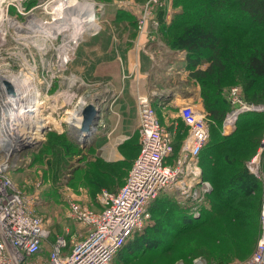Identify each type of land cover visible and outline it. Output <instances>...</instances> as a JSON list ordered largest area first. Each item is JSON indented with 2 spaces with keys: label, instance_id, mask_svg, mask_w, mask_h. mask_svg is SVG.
Masks as SVG:
<instances>
[{
  "label": "built area",
  "instance_id": "obj_1",
  "mask_svg": "<svg viewBox=\"0 0 264 264\" xmlns=\"http://www.w3.org/2000/svg\"><path fill=\"white\" fill-rule=\"evenodd\" d=\"M25 1L0 0V84L3 79L9 80L21 97L16 110L0 87V264H111L129 238L144 230L152 217L151 204L161 194H172L178 205L189 209L195 218L200 216L212 191L211 182L203 179L200 165V154L210 139L206 115L191 105L180 109L188 135L178 156L173 158L174 133L161 124L151 95L142 94L138 97L140 152L124 185L116 193L101 194L104 208L99 212L67 199L69 216L87 232L72 245L64 236L48 244L50 232L44 219L35 212L38 196L22 192L10 173L24 166V160L43 145L49 132L67 130L75 138L79 132L89 133L91 142L98 128L105 130V107L113 100L104 97L95 102L86 95L76 101L81 82L74 74L63 76V68L80 41L72 43L67 34L61 35L59 31L50 38L36 32L24 33L30 19L38 18L30 14L33 10L25 9ZM166 1L148 0L134 12L140 37L155 42L161 25L159 14L166 9ZM95 7L97 12L103 10L101 4L95 3ZM32 35L40 43L37 48L26 45L20 48L19 44L30 42L25 37ZM63 78L68 81V92L62 90ZM231 96L232 103L238 107L224 121L225 134L235 126L241 113L264 110V106L244 102L238 88L232 90ZM90 104L99 110V119L88 131H82L83 110ZM31 143H34L32 149H20ZM257 157L249 163L255 174L259 165ZM261 221L254 252L235 264H264V200ZM46 246L48 256L43 255Z\"/></svg>",
  "mask_w": 264,
  "mask_h": 264
},
{
  "label": "rangeland",
  "instance_id": "obj_2",
  "mask_svg": "<svg viewBox=\"0 0 264 264\" xmlns=\"http://www.w3.org/2000/svg\"><path fill=\"white\" fill-rule=\"evenodd\" d=\"M72 1L64 0L63 4L60 5L61 3L58 4L56 0H27L23 3V6L27 11L33 10L30 14L38 17L37 19L53 22L62 14L61 8ZM92 1L97 5L101 4L104 6L103 10L96 11L97 22L102 28L97 32L95 31V34L90 33L82 36L80 44L71 53V60L63 68V76L74 74L81 82L77 90L78 97L76 101H80V97H85L86 95L92 96L94 99L92 100L95 102L101 101L104 97H112V103L110 105L107 104L105 107L107 112H105V130L102 129L100 136L94 138L91 142H88L90 138L87 137L86 140L84 139L86 142L81 143L78 138L66 133L67 128L64 125L66 132L59 134L67 135V140L76 146H72L75 149L74 152L62 153L61 160L57 161L58 164L56 163L57 158L50 154L44 156L41 162H36L35 158L40 147L29 158L24 160L25 164L22 168L10 173L13 183L22 192L26 195L32 196L36 194L38 196L35 212L44 219L50 232L48 244L61 236L66 237L70 245L82 240L87 230L83 225L74 222L69 216L70 206L67 199H74L90 210L101 211L104 208V204L100 201L101 194L104 191L114 193L120 188V186L116 185L117 181L122 177L120 172L124 168L129 170L128 160L135 158L140 152L138 97L142 94L150 95L151 85L145 82V80L148 82V79L139 81L134 74L128 75L127 73V66L129 67L128 53L133 48L137 49L139 33L136 26H133V29L131 28L132 32L128 30L129 27L127 28L126 25L130 23V17L136 23L134 12L140 10L148 0ZM179 7L177 0L166 1V8H170L171 12H177ZM163 12L159 14V21L166 17V15L161 17ZM157 31L160 32V28ZM158 32L156 39L159 38ZM36 38L32 35V37L27 39V42L36 40ZM146 39V45L144 46L141 43L139 48L144 52L142 54L147 60L149 67V60H153V49L156 43L151 42L150 38ZM22 46L24 45H21L20 48ZM124 68L125 71L123 70ZM175 71L172 70V74L169 77H172ZM177 83V81L173 80L167 84L177 85ZM67 87L68 81L63 78V92L69 91ZM234 88H238L242 99L243 88L240 85H235L229 89L231 105L227 112L228 114L238 107V105L232 103L231 93ZM63 103H65L64 94ZM191 106L195 107L196 105L191 104ZM252 106H262V104ZM182 107L172 105L166 110H162L159 107L156 108L161 124L170 130L175 128V137L177 139L179 133L181 134L177 140L180 149L186 140V137L183 136V129L186 125L180 118V109ZM64 109L63 107V111ZM195 109L197 108L195 107ZM204 114L206 115L205 112ZM64 116L63 112V120L66 118ZM226 118L227 116L224 117L222 125H219L224 136L230 135L235 130V126H233L232 129L228 130L227 134L223 132ZM206 121L209 125H213V121L207 118V115ZM263 133L264 130L262 135ZM255 157L259 161L257 174L259 178H264V149L261 150L260 145L248 162L250 163ZM249 163L247 166H249ZM126 177L127 174L122 179L125 180ZM203 179L207 180L205 177ZM170 195L176 203L174 196ZM176 205L178 204L176 203ZM178 206L185 209L190 216H193L189 209ZM208 206L206 202L201 213ZM193 218L195 217L193 216ZM152 219L153 217H151L144 230L152 224ZM223 226L221 225V233L225 236H223L222 242L215 241L214 238L208 235L207 226L205 230L200 232L190 231L171 239H166L161 250L134 253L128 257L123 256L121 258L117 256L111 264H235L246 260L254 252L259 241L262 229L261 215L259 218V237L253 244L251 252L243 257L236 256L238 250L236 244L234 245L233 243L235 238L238 237L241 238L243 243L246 240H243L244 237L241 233L234 229L235 238H231V246L230 238H228L230 230L225 227V233H223ZM212 229L215 232H219L217 226H213ZM142 232L135 233L129 238V241ZM47 248L48 246H46L45 251H47Z\"/></svg>",
  "mask_w": 264,
  "mask_h": 264
},
{
  "label": "trees",
  "instance_id": "obj_3",
  "mask_svg": "<svg viewBox=\"0 0 264 264\" xmlns=\"http://www.w3.org/2000/svg\"><path fill=\"white\" fill-rule=\"evenodd\" d=\"M177 3L180 7L171 22L166 24L161 19L159 38L170 49L187 53L185 66L189 78L200 86L203 112L213 121V125L208 123L210 139L200 154L203 177L211 182L213 191L207 198L209 206L197 218L176 205L170 194H161L150 207L152 224L128 240L113 261L117 256L161 250L166 239L190 231L200 232L207 226L208 235L218 242L225 236L221 225L223 233L227 227L231 246L234 229L241 233L246 241L235 238L237 257L248 255L259 237L264 178L251 173L247 165L261 146L264 110L241 113L235 130L228 136L221 133L220 126L231 105L229 89L235 85L243 88L241 96L247 104L264 106V0H177ZM130 19L126 26L133 32L136 23ZM170 131L174 133L173 157H176L181 134L177 139L175 128ZM187 135L188 128L184 126L183 136ZM72 146L76 147L66 134L49 132L35 161L41 162L50 154L57 158V163L62 153L75 151ZM136 157L128 160L130 169ZM129 170L124 168L120 172L122 177L128 176ZM122 177L116 184L120 188L127 178Z\"/></svg>",
  "mask_w": 264,
  "mask_h": 264
},
{
  "label": "crops",
  "instance_id": "obj_4",
  "mask_svg": "<svg viewBox=\"0 0 264 264\" xmlns=\"http://www.w3.org/2000/svg\"><path fill=\"white\" fill-rule=\"evenodd\" d=\"M171 11L170 8H166L161 15L162 17L166 15V17L163 18L166 24L171 22L173 14L175 13ZM141 43L144 46L146 45V37L139 36L137 49L133 48L128 53L129 67L127 66V73L128 75L134 74L139 81L148 79V82L147 80H145V82L151 85L149 94L153 99L155 109L159 107L162 110H166L172 105L182 107L183 105L192 104L196 105L195 107L197 110L203 112L200 86L189 78L190 72L185 66L187 53L184 51H174L167 47L160 38L155 39L156 45L153 49V60H149L148 67V62L142 54L144 52L139 48ZM205 67L206 66H203L202 68L205 69ZM123 70L125 71V68ZM172 70H176L175 74L169 77V75L172 74ZM171 80L177 81V85L167 84L172 82ZM248 168L251 173L259 177L249 166ZM48 251V248L47 251L44 250L43 255L48 256Z\"/></svg>",
  "mask_w": 264,
  "mask_h": 264
},
{
  "label": "bare ground",
  "instance_id": "obj_5",
  "mask_svg": "<svg viewBox=\"0 0 264 264\" xmlns=\"http://www.w3.org/2000/svg\"><path fill=\"white\" fill-rule=\"evenodd\" d=\"M56 1L58 2V4L61 3L60 5H62V2H64V0ZM96 11L97 9L95 7V3H93L92 0H73L71 3L64 5V7L61 8V13L63 15H59V18L55 19L53 22L40 20L35 17L30 19L27 26V31H25L24 33L36 32L39 33L38 36H41L43 38H50L54 34L53 32L56 33V31H59L61 35L67 34V37H69L72 43H74V41L79 42L82 36H84L85 34H95V31L97 32L102 28V26L97 22ZM34 40L29 43L24 42L21 45H26L30 49L33 46L37 48L40 43L36 42L38 39H36L35 41ZM101 130L102 128H98L97 131L94 132V137L92 138L94 139L99 136V134H101ZM88 136L89 133L79 132L76 134V138L82 141H84V139L86 140Z\"/></svg>",
  "mask_w": 264,
  "mask_h": 264
},
{
  "label": "water",
  "instance_id": "obj_6",
  "mask_svg": "<svg viewBox=\"0 0 264 264\" xmlns=\"http://www.w3.org/2000/svg\"><path fill=\"white\" fill-rule=\"evenodd\" d=\"M1 89L5 93L6 98L14 109H18L21 103L20 93L17 90L16 86L10 82L9 80L3 79L0 84ZM99 119V110L94 107V105L90 104L86 106L83 110V122L81 125L82 131H88L90 127L95 126ZM20 136H18L19 140ZM34 147V143H31L27 146H21V150L24 149H32Z\"/></svg>",
  "mask_w": 264,
  "mask_h": 264
}]
</instances>
